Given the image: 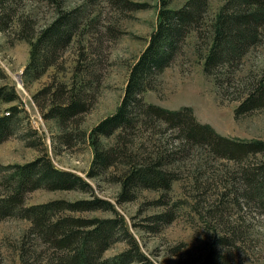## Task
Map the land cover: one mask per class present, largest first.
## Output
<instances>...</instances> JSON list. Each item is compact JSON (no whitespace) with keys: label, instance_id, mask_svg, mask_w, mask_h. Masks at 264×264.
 <instances>
[{"label":"trees","instance_id":"16d2710c","mask_svg":"<svg viewBox=\"0 0 264 264\" xmlns=\"http://www.w3.org/2000/svg\"><path fill=\"white\" fill-rule=\"evenodd\" d=\"M8 1L0 0V30H8L16 20L18 37L30 41L26 75L31 77L37 78L49 68L65 70L64 52L77 37L87 36L95 23L85 22L87 9L83 6L64 9L60 0H47L55 3L56 14L48 24L36 27L32 19L13 15ZM115 1L134 9L143 8L140 3ZM172 1L160 0L156 28L131 66L117 109L90 130L83 127L84 115L93 107L103 73V61L94 56L96 51L100 54V48L94 49L93 43L88 49L83 43L84 49L78 53L72 69L71 82L54 74L33 95L44 119L54 121L59 128L56 144L69 149L78 144L90 146L93 158L87 177L116 184L119 205L137 200L143 190L160 192L158 198L147 201L148 205L169 204L167 194L179 172L175 164L188 146L206 145L217 156L230 159H241L250 153L264 154V140H236L219 134L210 124L199 122L190 106L168 109L146 100L145 94L155 88L156 77L181 52L182 40L197 30L209 4V0H184L178 7H170ZM211 26V43L204 63L208 74L220 73L238 63L258 41L264 26V0H227ZM232 76L219 77V83L227 88L233 81ZM1 102L9 104L8 109H3ZM16 102H20L16 89L1 85L0 143L22 126L19 125L25 116L21 117L23 110ZM256 108H264V71L253 82L236 112L241 114ZM171 131V141L165 140L164 134ZM32 133L35 130L26 127L21 136L29 146L38 147L29 139ZM238 182L239 203H253L255 210L264 212V163L242 170L237 181L231 183ZM38 189L78 191L86 196L28 204V194ZM95 190L85 177L57 166L46 149L26 163H0V223L9 218L28 222L16 245L20 260L5 262L0 247V264H156L142 250L117 204ZM152 218L157 224L169 223L175 213L169 208ZM232 240L215 234L197 263L237 264L230 261L231 253L227 251ZM118 242L126 243L125 248L106 256Z\"/></svg>","mask_w":264,"mask_h":264},{"label":"rangeland","instance_id":"374dc122","mask_svg":"<svg viewBox=\"0 0 264 264\" xmlns=\"http://www.w3.org/2000/svg\"><path fill=\"white\" fill-rule=\"evenodd\" d=\"M121 1L140 3L143 8L134 9L115 0H60L64 9L85 7V22L95 23L90 26L87 36L77 37L64 52L65 70L49 68L37 78L26 75L31 44L29 40L18 37L16 20L8 30H0V86L16 89L20 97V102L16 103L23 110L21 117L25 116L17 132L0 143V163H26L46 149L57 166L85 177L100 196L116 203V184L87 177L93 158L90 146L78 144L69 149L56 144L59 128L54 121L44 119L33 95L54 74L71 82L72 69L78 53L84 49L83 43L88 45L85 49L93 43L94 49L100 48V54L96 51L94 56L103 61V73L93 107L84 115L83 127L90 130L101 118L117 109L131 66L156 28L161 4L160 0ZM183 1L173 0L170 7H178ZM226 1L209 0L199 27L182 40L181 52L156 77L155 88L149 90L145 98L168 109L190 106L199 122L210 124L217 133L226 137L244 141L264 140V108L241 114L236 112L253 82L264 71V26L258 41L250 46L238 63L220 73L208 74L204 70L205 54L213 31L211 25ZM8 4L12 5L13 15L32 19L36 27L48 24L56 14L55 3L47 0H9ZM218 74L222 78L234 75L227 88L219 83ZM1 106L8 109L9 104L1 102ZM26 127L35 130L29 139L38 147L29 146L21 136ZM171 134L172 131L164 134V139L171 141ZM188 147L185 157L182 155L175 164L179 172L167 194L169 204L148 205L147 201L160 196V192L151 190L141 191L135 201L123 205L116 203L142 250L156 264H198L197 259L216 234L233 239L231 249L227 250L231 253V262L264 264V212L255 210L253 203H239L236 197L240 193V183H231L237 181L242 170L263 164L264 154L250 153L241 159H230L217 156L206 145ZM84 196L78 191L38 189L28 194L27 203L53 198L75 200ZM169 208L175 213V218L169 223L157 224L152 215ZM98 214L102 215L87 213L89 216ZM27 225L26 220L16 218L0 223V247L5 262L20 260L16 245ZM125 246L126 243L118 242L105 255L112 256Z\"/></svg>","mask_w":264,"mask_h":264}]
</instances>
